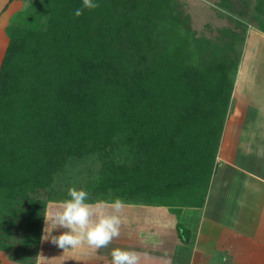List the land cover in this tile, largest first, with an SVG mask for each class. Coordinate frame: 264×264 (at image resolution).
<instances>
[{"label":"trees","instance_id":"trees-1","mask_svg":"<svg viewBox=\"0 0 264 264\" xmlns=\"http://www.w3.org/2000/svg\"><path fill=\"white\" fill-rule=\"evenodd\" d=\"M94 2L99 7L89 10L83 0H41L24 9L38 28L6 29L0 250L19 233L17 245L37 254L45 205L69 199L71 187L86 190L89 203L115 196L177 214L203 204L233 89L229 73L239 62L235 39L201 43L198 73H188L179 52L151 56L162 46L150 8L123 12L112 0ZM126 27L137 30L134 42ZM176 228L186 240L187 229Z\"/></svg>","mask_w":264,"mask_h":264},{"label":"crops","instance_id":"crops-1","mask_svg":"<svg viewBox=\"0 0 264 264\" xmlns=\"http://www.w3.org/2000/svg\"><path fill=\"white\" fill-rule=\"evenodd\" d=\"M244 70L243 79L250 83L255 68L251 74ZM249 89L254 85L243 86L248 94L241 95V104L234 99L224 121L202 206L185 205L177 214L161 205L123 204L118 212L123 229L108 247L97 250L84 244L64 251L41 239L42 262L47 264L48 256L55 257L56 264H71L73 255L82 262L96 251L111 264V251L120 248L140 253V264H264V100L252 97ZM108 203H101V211L112 213ZM155 208H160L168 226L147 220ZM178 223L187 229L186 240L179 235ZM63 231L54 230L53 235Z\"/></svg>","mask_w":264,"mask_h":264},{"label":"rangeland","instance_id":"rangeland-1","mask_svg":"<svg viewBox=\"0 0 264 264\" xmlns=\"http://www.w3.org/2000/svg\"><path fill=\"white\" fill-rule=\"evenodd\" d=\"M12 0H3L0 2V65L8 44V36L6 34V29L10 24L17 23L20 25L21 23L26 24L28 27H36L33 24V20L30 17L29 6L33 3L40 2L41 0H13L15 1L8 8V4ZM113 4H115L120 9H123V12L129 11L130 8H133L134 5L138 3H143L141 5L146 6V8H150V12L152 14V20H155L156 23H153L150 26L151 28H159L161 31V35L159 37V43L162 48L152 50L151 56H156L157 53H168V55L172 56L175 52L178 53L179 63L184 65L185 72H193L198 73V64L200 63L199 58V46L206 40L215 41V40H223V41H231L233 38L235 39V50L239 57V62L237 69L229 73V77L232 80V92L230 97V103L228 105L227 113L225 120L227 118V114L229 115L233 108L234 99L240 102H243L244 94H248V92H243L244 85H254V89L250 91L252 97H256L257 99L264 100V88L262 84H264V32L260 31L257 26L264 25V0H112ZM28 8V11L24 9ZM8 9V10H7ZM25 11V12H23ZM41 13H45V10H40ZM23 13V14H22ZM130 13V12H127ZM148 13V10H147ZM149 14V13H148ZM47 18L45 15L40 20L41 25L46 24ZM135 19H132L134 21ZM138 22L136 20L134 23L131 22L132 25ZM38 28V27H36ZM126 27L121 32L124 34L130 33ZM140 30V29H139ZM147 30V29H146ZM137 30H135L136 32ZM141 34L143 33L142 30ZM150 32L151 30H147ZM154 31V30H152ZM130 33L132 37V41L134 42V33ZM146 33L143 36L141 43L145 44ZM136 38V37H135ZM156 39L157 38H153ZM192 40V41H191ZM126 40H121V42ZM132 43V47L136 48L137 44ZM140 49V48H139ZM165 49V50H164ZM164 50V51H163ZM259 56V58H258ZM160 59V56H157L156 59ZM192 62V66L187 67V63ZM255 68L254 75H251V79L253 80L250 83H247L243 78V69L244 71H249L251 74V67ZM259 69V71H258ZM194 70V71H193ZM200 71H204L203 68H199ZM204 73V72H202ZM201 73V74H202ZM201 77V76H199ZM197 75H195V79H199ZM205 83L208 84L209 88H213V84L206 79ZM210 79V78H209ZM261 80V81H259ZM235 85H237V91H234ZM209 95H207L208 97ZM250 96V95H249ZM207 102H209L207 100ZM70 171H74V169H70ZM75 173V172H74ZM71 173V174H74ZM75 180V177L73 178ZM80 178H78L79 180ZM113 196V195H111ZM109 197V201H95L93 204L101 203L113 204V202L117 199L122 201L123 204H134L142 207L143 205L151 206L149 204H144L142 202L130 201L122 198H114ZM54 204V202H52ZM47 205V204H46ZM150 208V207H149ZM164 213L165 210H162ZM164 215L160 208H155V211L151 212L147 217L151 223L153 224H161L166 226L169 225L166 222V219L162 217ZM169 217V215H167ZM148 220V221H149ZM165 226V227H166ZM125 227V224H124ZM44 228V223H43ZM122 227L120 226V230L122 231ZM60 231L65 229H58ZM125 232V231H123ZM43 235V229L41 233V237ZM20 238V234L17 233L14 238V246L11 247L8 251L0 250V262L2 264H37V256L42 255L43 251L40 248V244L37 250V254H33L29 248H24L17 245V242ZM139 240V239H138ZM144 237H142L139 241H143ZM155 241V239H152ZM143 245L142 243H139ZM51 254L52 251L45 250L46 254ZM51 252V253H50ZM96 253V251H94ZM93 251L89 252L87 258L82 259L86 261V263L80 262L79 257L73 255L72 257L75 259H70L71 264H107L108 261L104 256L98 257L95 255ZM93 255V257H91ZM55 258V257H54ZM49 258L47 256V264H56V258ZM92 258V259H90ZM54 259V260H53ZM67 260V257H66ZM100 260V261H99ZM98 261V262H97ZM97 262V263H96ZM46 263V262H45ZM40 260V264H45ZM62 264V263H59Z\"/></svg>","mask_w":264,"mask_h":264},{"label":"clouds","instance_id":"clouds-1","mask_svg":"<svg viewBox=\"0 0 264 264\" xmlns=\"http://www.w3.org/2000/svg\"><path fill=\"white\" fill-rule=\"evenodd\" d=\"M83 7L93 10L99 4L94 0H83ZM74 14L79 17L83 10L76 9ZM68 197L58 204L49 202L45 205L42 241H50L64 251L84 244L99 250L108 247L114 238L119 237L121 200L113 202L112 213H105L99 204L88 202L89 193L84 189L71 187ZM58 229L66 231L53 235L54 230ZM41 259H44L43 255H38L37 264ZM140 260V253L133 250L115 248L111 251V264H140Z\"/></svg>","mask_w":264,"mask_h":264}]
</instances>
